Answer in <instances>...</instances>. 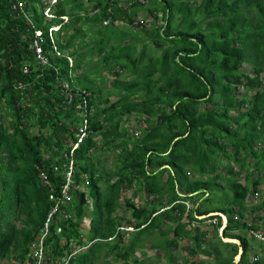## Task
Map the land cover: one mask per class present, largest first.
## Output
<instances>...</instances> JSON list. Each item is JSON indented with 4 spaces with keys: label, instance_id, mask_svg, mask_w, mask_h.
Returning a JSON list of instances; mask_svg holds the SVG:
<instances>
[{
    "label": "trees",
    "instance_id": "trees-1",
    "mask_svg": "<svg viewBox=\"0 0 264 264\" xmlns=\"http://www.w3.org/2000/svg\"><path fill=\"white\" fill-rule=\"evenodd\" d=\"M121 2L0 0V260L31 264V244L52 204L40 173L59 189L64 155L86 124L72 158L76 183L88 176L90 203L73 192L72 218L47 241V264L70 252L72 242L89 246L68 264H92L104 248L121 264H146L135 251L148 240L157 258L164 254L176 264L172 252L184 239L191 257L214 254L212 262L194 264H264V243L256 244L246 228L251 213V228L264 230V197L254 207L247 202L264 178V0ZM141 12L154 21L150 30L136 20ZM117 23L137 28L119 33ZM52 27L58 29L49 33ZM129 34L135 38L125 43ZM245 64L250 73L240 70ZM104 71L114 89L103 93L95 79ZM133 116L140 135L129 137L123 122ZM98 141L117 152L113 168L99 165ZM133 187L144 192L145 204L124 198ZM122 198L133 233L118 251ZM89 206L86 244L79 228ZM211 213L226 216L222 236L239 246L220 240L221 219ZM204 215L217 222L210 224L219 239L213 243L207 231L191 228L206 224L198 218ZM251 244L260 250L253 261Z\"/></svg>",
    "mask_w": 264,
    "mask_h": 264
},
{
    "label": "rangeland",
    "instance_id": "rangeland-1",
    "mask_svg": "<svg viewBox=\"0 0 264 264\" xmlns=\"http://www.w3.org/2000/svg\"><path fill=\"white\" fill-rule=\"evenodd\" d=\"M52 1V0H51ZM150 0H147L146 4L149 2ZM145 12L139 13L137 19H142L144 21H146V23H143L142 25L145 26L146 30H150L151 26L153 25L154 21H151V17L150 16H145ZM160 21L157 22V24ZM155 24V23H154ZM106 25V24H104ZM117 30L119 33H125L128 34L131 31H136V26L134 25L132 26H128V25H124L123 23H117ZM119 33L114 32L113 35H117L120 36ZM144 34H140V38H143ZM145 37V36H144ZM133 38H135L134 36H132L131 34H129V36L126 38L125 43H128L130 40H132ZM147 41V39H146ZM151 46V45H150ZM152 47V46H151ZM141 48V43H139L137 50L139 51V49ZM150 54H156V55H160L161 52L155 49H152ZM98 56L94 58V61L92 62V64H95L97 62H99ZM93 70L95 69V66L92 68ZM250 69L251 66L250 65H243L240 70L244 73H250ZM91 77H93V75L91 74ZM124 79H128V77L124 76ZM122 77H120V79H123ZM113 79L114 77L111 76V74L107 73V72H102V79L100 78H96L95 81V85L97 87V89H101L104 92L108 91V90H112L113 88ZM239 94H243L244 90L240 87ZM116 98L115 97H111L110 101H114ZM1 113L4 114V110L1 109ZM138 118L133 116L131 117L129 120H125L123 122L124 127H128L130 129L131 132H129V137H136L139 133H140V126L141 124H138ZM36 131V129H35ZM140 135V134H139ZM98 149L95 153L98 156V159L100 160V164L99 165H104L105 169H110L114 167V164L116 163V155L117 152H113V151H109L105 148H103L102 146V142L98 141ZM101 147L103 149H101ZM259 147V146H258ZM104 159V160H103ZM257 174L255 172H253V177H256ZM244 174L241 176V180L243 179ZM243 182V181H242ZM134 191L135 193H137L136 195H134ZM258 191L259 194L257 196H248V207H254L256 205H258L260 203L261 198L264 197V178H262L259 182V187H258ZM124 198H129L131 200H133V202L135 203V205H143L145 204V196L143 194V192L138 193L135 190V187H133L130 191L125 193V197ZM124 198H122L119 201V207L117 209V212L115 213V216L117 218H122V227L124 228L123 232H125L123 238H122V242L119 243V250H122L123 245L128 243V240L130 239L131 234L133 233V230L128 227V225L125 223L126 220H130L131 219V215L130 212L128 210H126L125 206H124ZM263 214V211L260 212V215ZM90 219H91V207L89 206L88 209H86V215L85 218L82 220L79 231L81 232V234L83 235V239H84V243L87 244V239L86 237L88 236V231H89V226H90ZM211 228L210 224H202L200 226L201 230H205L208 231ZM209 232V231H208ZM208 235V234H207ZM171 236V234L169 235ZM86 239V240H85ZM207 239H211V238H207ZM116 241V240H114ZM154 240H148L144 243V246H142L141 248H138L135 251V256L138 259L141 258H146L147 259V263L146 264H167L168 263V259L166 255H162L161 257L157 258V249L150 247V244L153 242ZM231 242V241H230ZM190 242L186 239H184L183 241H179V246L177 250H173L172 252V258L174 260V262L176 264H194L198 261L201 260H206V256L203 255H197L194 257H191V255L189 254L190 252V247H189ZM76 246L81 249L79 253H83L86 251V248L89 246H79L78 244H76ZM160 251V250H159ZM99 254V253H98ZM250 258V257H249ZM131 260V257H130ZM122 260H117L115 259V255L113 253H111L107 248H104L101 253L98 255V257L96 259L93 260L92 264H121ZM0 264H17V259H15L13 256L10 257L9 259H3L0 260ZM27 264V263H26Z\"/></svg>",
    "mask_w": 264,
    "mask_h": 264
},
{
    "label": "built area",
    "instance_id": "built-area-1",
    "mask_svg": "<svg viewBox=\"0 0 264 264\" xmlns=\"http://www.w3.org/2000/svg\"><path fill=\"white\" fill-rule=\"evenodd\" d=\"M55 0H52L51 3H54ZM45 16L51 18L52 15L49 12V8H47L44 12ZM65 21L67 20L66 17L63 18ZM104 24H107L108 21H104ZM58 27H52L49 30V33L52 31H56ZM36 35L39 36L40 32H36ZM34 45L36 46L37 43L35 42ZM55 50V49H54ZM36 55L37 58L43 63H46V60L41 56V51L39 48H36ZM27 72V68L24 70ZM62 91L66 96L71 97V93L68 92V85L63 83ZM87 96V94H86ZM83 104L86 105V97L83 96ZM86 128V124L80 129V134L77 136L76 143L70 149L68 154H65L64 157L67 159L68 164L63 172V182L59 185V189L55 191L49 179L46 178L45 173H40V178L42 183L50 189L49 199L52 202L51 208L43 222L42 227L39 230L35 240L31 244V264H47L48 258V248H47V241L50 239L53 233L59 235L63 231V226L60 225L62 222H67L72 218L71 208H72V199H73V192L79 191L83 193L84 200L87 204L90 203L87 187L89 185V179L87 175L83 176V182L81 184H77L74 178V161L72 158L73 151L78 147V145L84 140L86 137V133L84 129ZM54 172H58V168H54ZM187 208H189V204L184 202ZM199 219H207L204 220L205 223H217L216 219H208V216H201L198 217ZM55 225V229L52 227ZM198 223L193 222L192 226L197 227ZM224 225H222V228ZM248 229V236H253L257 240L264 241V233L262 231H255L251 228L250 223L246 225ZM124 229V228H121ZM247 235V234H246ZM77 242H72L70 244V252H65L64 255H61L58 259L52 262V264H68L70 259L74 257L76 254L80 252L76 246Z\"/></svg>",
    "mask_w": 264,
    "mask_h": 264
},
{
    "label": "crops",
    "instance_id": "crops-1",
    "mask_svg": "<svg viewBox=\"0 0 264 264\" xmlns=\"http://www.w3.org/2000/svg\"><path fill=\"white\" fill-rule=\"evenodd\" d=\"M122 2H121V4L122 5H126V3H127V0H121ZM142 1V0H141ZM144 1H146L147 2V0H144ZM142 13V12H141ZM137 21H141L142 19H136ZM130 191V190H129ZM143 194H144V192H143ZM134 195H135V191H134ZM258 194H256L255 196H257ZM144 196H145V194H144ZM145 201H146V198H145ZM247 202H248V198H247ZM186 203H188L189 204V209L191 208V204L189 203V202H186ZM219 215L220 216V221H221V225L219 226V229H218V236H219V238H220V240L223 242V243H234V244H236V245H238L239 246V244H240V241L238 240V239H231V238H228V237H223L222 236V230H221V227H222V225H224V226H226V223H227V218H226V216L225 215H223V214H221V213H211L210 215ZM252 214L251 213H248L247 215H246V223H250V225H251V227H253V225H254V223L251 221V219H252V216H251ZM193 224V223H192ZM192 224H191V228H197V227H200L199 225L200 224H198L197 225V227H193L192 226ZM204 224V223H203ZM206 224H209V223H206ZM247 228V227H246ZM223 229V228H222ZM209 231V232H208ZM207 231V238H211V240H210V242H212L213 243V241L214 240H217L218 238H213V236H212V227L209 229ZM255 231H262L263 233H264V230L262 229V228H260V229H258V230H255ZM236 233H237V231H235ZM248 237H253V236H248ZM253 239L254 240H256L255 241V243L257 244L258 242H262V243H264V241H260V240H257L256 238H254L253 237ZM219 240V239H218ZM231 241V242H230ZM250 249H251V254H250V260L251 261H253L254 259H255V257H257L259 254H260V250L258 251V250H256L255 249V247L251 244V246H250ZM240 254H241V248L239 247L238 248V256L234 259V263H237L238 262V260H239V257H240ZM207 259H209V261L210 262H212V260L214 259V254L212 253L209 257H206ZM206 259V260H207Z\"/></svg>",
    "mask_w": 264,
    "mask_h": 264
},
{
    "label": "clouds",
    "instance_id": "clouds-1",
    "mask_svg": "<svg viewBox=\"0 0 264 264\" xmlns=\"http://www.w3.org/2000/svg\"><path fill=\"white\" fill-rule=\"evenodd\" d=\"M205 216V215H204ZM206 216H208V215H206ZM219 216V215H218ZM201 217V216H200ZM220 217V216H219ZM123 230V229H122Z\"/></svg>",
    "mask_w": 264,
    "mask_h": 264
}]
</instances>
